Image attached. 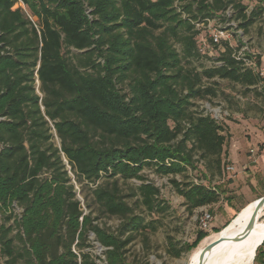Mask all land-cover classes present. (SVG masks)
Wrapping results in <instances>:
<instances>
[{
	"label": "trees",
	"instance_id": "trees-1",
	"mask_svg": "<svg viewBox=\"0 0 264 264\" xmlns=\"http://www.w3.org/2000/svg\"><path fill=\"white\" fill-rule=\"evenodd\" d=\"M253 1L248 14L243 0H0V214L14 203L24 210L17 237L7 226L12 214L0 224V264H97L84 251L90 233L106 248L107 264H131L125 247L155 227L134 215L116 181L99 184L103 178L144 181L146 168L182 175L196 170V155L222 175L225 127L192 112L194 102L217 96L206 82L264 93V78L244 70L228 45L201 72L184 63L207 55L193 22L233 8L247 32L264 16V0ZM71 174L96 187L100 215L121 219L118 236L84 213ZM172 182L190 213L224 194L206 183ZM139 192L153 211L159 190L143 184ZM206 236L200 232L186 250ZM171 249L174 257L186 251ZM263 260L264 243L254 261Z\"/></svg>",
	"mask_w": 264,
	"mask_h": 264
},
{
	"label": "rangeland",
	"instance_id": "rangeland-1",
	"mask_svg": "<svg viewBox=\"0 0 264 264\" xmlns=\"http://www.w3.org/2000/svg\"><path fill=\"white\" fill-rule=\"evenodd\" d=\"M243 1L250 9L256 6V1ZM22 8L26 14L30 15L26 6H22ZM235 23L239 25L238 21ZM230 32L233 35L232 42H247L250 48L257 53L264 66V16L247 32L243 30L242 35L240 33L234 35L237 32L236 29ZM176 48L179 52L182 51L179 44H176ZM220 50L221 48L218 47L213 48L202 59L190 61V65L184 64L187 68H195L201 72L205 67L213 65V60L221 54ZM206 85L214 87L217 96L194 102L192 112H203L215 119L217 117V121L225 127L224 134L227 137V142L222 156L224 163L222 175H213L206 169L199 155H196L194 158L196 170L189 168L182 175L163 176L158 174L155 168H146L142 173L144 181L136 179L125 181L118 177L112 180L103 178L99 183L111 185L116 181L121 196L133 208L134 215L143 218L145 224L155 227V229H148L145 232L146 236L135 235L134 239L125 247V258L131 264H190L192 254L206 240L215 236L217 230L225 228L258 197L264 196V93H262V89L247 90L220 79H216L213 83L206 82ZM39 88L40 84L37 83L38 93H40ZM215 111H218V114ZM53 134L55 136L54 145L60 147V141L54 131ZM65 164L67 165L66 160ZM228 167H233L234 171H228ZM67 169L70 170L68 165ZM205 175L207 179L204 178ZM71 177L77 190V200L81 202L84 213L91 215L92 218L99 217V220L94 224L107 233L118 236L122 221L118 217L100 215L98 205L94 202L93 190L96 187L86 182L79 185L75 182L72 174ZM173 180L182 184L206 183L210 187H219L224 191L222 200L218 204L190 213L184 198L178 194L174 187ZM143 184H151L159 190L153 211L143 204V197L139 192V187ZM82 186H84L83 194L81 193ZM88 205L91 206V209H88ZM23 212V208L14 203L6 215L0 214V224L6 222L5 217L10 214L13 216L7 224L8 227H13L10 237L15 238L19 234L16 222L22 219ZM205 212H210L214 218L208 229H203L201 226V219ZM200 232L206 233L207 236L195 247L186 250L187 246L197 240ZM129 236L130 234H126L121 237V240L126 241ZM87 244L91 247L84 251L90 253L97 264H107L106 248L101 246L93 233L88 235ZM15 246L18 250L22 248L18 239L15 240ZM172 246L177 250L186 251L182 252L179 257H174L171 255ZM73 250L78 252V248L75 246ZM6 261L7 258H3L4 264ZM17 264L27 263L24 259H20ZM253 264H264V260L262 263L254 261Z\"/></svg>",
	"mask_w": 264,
	"mask_h": 264
},
{
	"label": "built area",
	"instance_id": "built-area-1",
	"mask_svg": "<svg viewBox=\"0 0 264 264\" xmlns=\"http://www.w3.org/2000/svg\"><path fill=\"white\" fill-rule=\"evenodd\" d=\"M19 3L21 6H25L21 1ZM251 10L252 9L248 7L247 13L249 14ZM234 15L235 13L233 8H229L225 13L214 18H206L201 21L193 22L196 30L200 32V52L207 54L208 51L218 47L221 48V53H224L226 51V45H228L232 50L231 57L239 62L244 70H249L253 74L264 78V66L260 62V58L257 53L250 48L247 42H232L233 35L230 32L231 30H237L234 35H238L239 33L241 35L243 34V30L235 23L237 21L233 19ZM214 65L222 66L223 64L222 62H214ZM215 112L218 114V111ZM215 120H217V117ZM227 170L234 171V168L228 167ZM213 219L214 218L210 212H205L201 219L202 228L208 229Z\"/></svg>",
	"mask_w": 264,
	"mask_h": 264
},
{
	"label": "bare ground",
	"instance_id": "bare-ground-1",
	"mask_svg": "<svg viewBox=\"0 0 264 264\" xmlns=\"http://www.w3.org/2000/svg\"><path fill=\"white\" fill-rule=\"evenodd\" d=\"M254 203L245 207L221 232L206 240L191 256L190 264H200L203 250L214 241L225 237L226 241L217 245L208 255L204 264H253L256 246L264 237V209L259 214L254 230L247 238H242L254 211ZM235 239V241H234Z\"/></svg>",
	"mask_w": 264,
	"mask_h": 264
},
{
	"label": "water",
	"instance_id": "water-1",
	"mask_svg": "<svg viewBox=\"0 0 264 264\" xmlns=\"http://www.w3.org/2000/svg\"><path fill=\"white\" fill-rule=\"evenodd\" d=\"M264 209V196L258 198L255 203H254V211L249 219V222L246 226V230L245 233L243 235L242 238H247L252 231L254 230L255 224L258 220L259 214L262 212V210ZM226 241L225 237H221L219 238V240L211 242L202 252L201 257H200V264H204L205 260L207 258V255L220 243ZM235 241V239H234ZM264 243V237L262 239V241L256 246L255 248V253H254V260L256 257V252L258 250L259 247H261Z\"/></svg>",
	"mask_w": 264,
	"mask_h": 264
}]
</instances>
